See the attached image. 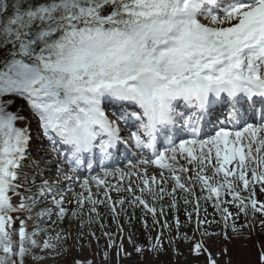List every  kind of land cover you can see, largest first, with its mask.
<instances>
[{
	"label": "snow or ice",
	"instance_id": "snow-or-ice-1",
	"mask_svg": "<svg viewBox=\"0 0 264 264\" xmlns=\"http://www.w3.org/2000/svg\"><path fill=\"white\" fill-rule=\"evenodd\" d=\"M257 221L264 0H0V264H218Z\"/></svg>",
	"mask_w": 264,
	"mask_h": 264
},
{
	"label": "rangeland",
	"instance_id": "rangeland-1",
	"mask_svg": "<svg viewBox=\"0 0 264 264\" xmlns=\"http://www.w3.org/2000/svg\"><path fill=\"white\" fill-rule=\"evenodd\" d=\"M77 191L78 188L76 189ZM71 199V197H69ZM68 208H72L73 205H66ZM103 211V210H102ZM212 209L209 208V212ZM140 213L137 211V216ZM181 220L183 221L184 215L181 212ZM246 223L243 217L240 218L236 227L240 228L242 224ZM257 226L255 228L248 227L241 229L240 235H235L231 228L228 230V239H225L223 229L220 226L215 228V231L219 233V235L211 236L206 238L205 244L208 249L213 253L214 256L218 258V264H257V258L261 249H264V229H261L258 226V221L256 222ZM182 231H189V229H182ZM134 239L138 244H144L146 242V233L143 227L138 223H134ZM99 234V233H98ZM153 236L156 235V232L153 231ZM104 240H101V245H103ZM125 247L128 251H132V247L128 244L127 240H125ZM178 251L183 253V255L178 258L172 255L171 250L165 256H162L159 260L152 261V264H161V261H165L166 264H205V258L200 257L197 259L192 256L189 252V248L191 245L180 242L178 245ZM227 249V255H222L223 251ZM96 250L95 244H93V248L91 251L85 250L83 253L84 257H90L92 252ZM79 253L77 251H73L71 255L66 257L64 260H60L56 262V264H71V260L74 257H77ZM149 259H151L149 257ZM142 258L133 256L131 259H125L121 261V264H141ZM48 264H53V262L49 261ZM112 264H115V258H113Z\"/></svg>",
	"mask_w": 264,
	"mask_h": 264
},
{
	"label": "bare ground",
	"instance_id": "bare-ground-1",
	"mask_svg": "<svg viewBox=\"0 0 264 264\" xmlns=\"http://www.w3.org/2000/svg\"><path fill=\"white\" fill-rule=\"evenodd\" d=\"M79 190V189H78Z\"/></svg>",
	"mask_w": 264,
	"mask_h": 264
}]
</instances>
